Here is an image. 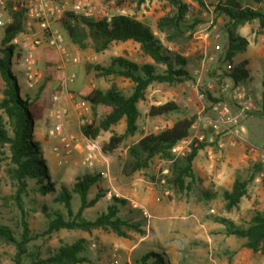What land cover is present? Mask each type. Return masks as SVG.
Instances as JSON below:
<instances>
[{
	"label": "rangeland",
	"instance_id": "374dc122",
	"mask_svg": "<svg viewBox=\"0 0 264 264\" xmlns=\"http://www.w3.org/2000/svg\"><path fill=\"white\" fill-rule=\"evenodd\" d=\"M205 1L210 6L208 11H203L196 0H185L190 6V16L202 15L201 19L204 21L186 44L185 55L190 61L188 67L193 81L177 86L156 83L149 87L146 100L139 104V132L127 138L114 154L103 151V146L112 133H104L92 141L81 132L84 124L93 121L91 107L81 95L94 89L108 90L113 85L129 95L133 88L130 80L116 77L104 79L95 71L89 70L88 66H108L114 58L119 57L139 65L153 64L139 44L116 43L108 50L98 53L90 42L86 49H81L58 27V22H53L52 27L59 29L68 52L78 57L79 63L63 64L55 49L43 47L37 54L43 80L34 87H30L25 80L23 67L14 66L13 71L24 91L35 96L40 87L45 86L40 100L31 107L35 116L33 135L40 142L50 182L55 185L56 192L45 198L38 197L36 207L39 210L32 214L30 220L32 231L41 233L46 228L47 220L40 206L47 203L51 207L60 208L59 204H52L60 186L65 185L71 190L79 178L88 174H99L102 180L99 187H93L90 199L96 196L98 188L103 190L105 196L97 205L84 212L85 218L94 219L104 212L115 196L129 202L123 215L136 216L135 220L144 224V234L132 233L129 238L103 230L93 231L92 234L63 230L50 239L34 242L43 256H48L49 252L58 249L63 243L71 244L85 238L92 243L90 250L94 264H135L147 252L162 254L170 264H264L263 255L245 248V240L227 236L225 227L215 221V218H225L237 225L247 226L255 212H264V36L259 33L257 22L246 24L238 30L249 41L246 53L235 59V65L247 62L250 73L249 81L244 85L252 98L253 107L246 109L232 98L234 85L228 77H221L222 72L217 67L221 52H215V46H223V21H216L212 14L211 6L216 0ZM78 2H83L92 9L91 18L95 20L116 14L133 16L147 23L165 46L171 48L164 36L158 33L156 26L162 17L173 13V8L165 0H147L141 5L138 0H125L122 5L118 0H62L59 3L60 10L62 13L74 12V5ZM212 56L214 60L210 59ZM66 74L74 75L75 80L65 87L63 84ZM2 90L3 82L0 79V99ZM207 94L219 102H210ZM56 95L60 97L57 102L54 101ZM168 102L177 103L181 108L180 113L161 118L149 116L153 106ZM219 104L227 106L229 114L225 119L227 123L222 124L216 133L213 125L219 120V115L214 107ZM55 110L66 112L62 120V136L68 137L72 143L70 153L62 149L59 136L51 134L59 123L53 116ZM255 111L258 113H254ZM185 117L195 119L197 130L193 129L191 135L206 128L209 138L213 140V143L209 142L200 151L195 161L194 169L200 181H197L192 191L179 194L167 185L173 160L156 158L148 170L125 173L124 167L129 159L131 146L145 135L169 128ZM114 132L124 134L125 124L114 128ZM184 152L188 154L185 149ZM177 156L175 148L174 157ZM5 162L0 160V222L18 232L17 213L4 201L13 192L11 182L4 173ZM255 164H262L263 167L250 184L248 196L238 208L227 212L221 198L222 191L231 190L238 177L249 179ZM204 192L217 193L218 196L207 200L203 196ZM79 207L80 200L75 195L74 211L77 212ZM14 254L13 247L0 244V264H15Z\"/></svg>",
	"mask_w": 264,
	"mask_h": 264
},
{
	"label": "trees",
	"instance_id": "16d2710c",
	"mask_svg": "<svg viewBox=\"0 0 264 264\" xmlns=\"http://www.w3.org/2000/svg\"><path fill=\"white\" fill-rule=\"evenodd\" d=\"M119 4L125 0H118ZM147 0H138L144 4ZM173 8V13L162 17L157 23V31L163 35L171 48L157 36L152 28L130 15L116 14L95 20L90 17L65 12L58 21V27L64 30L71 41L81 49L92 43L96 52L102 53L113 44L134 42L140 45L142 52L152 59L153 64L139 65L123 57L114 58L108 66L89 65L99 77L124 78L133 84L132 91L125 95L116 85L108 90L94 89L81 98L92 110V123L84 124L81 132L89 140H96L104 133H112L109 141L104 144L106 154H114L127 138L139 132V104L146 100V93L153 84L177 86L193 81L189 70V58L186 57V44L192 34L204 22L201 16H190V6L185 0H165ZM203 11L209 10L205 0H196ZM212 14L217 21H223L222 32L225 35L218 69L221 77L231 79L234 86L249 81L250 73L247 62L235 65L237 56L246 53L249 41L238 33L240 27L254 22L258 23L259 33L264 36V0H216ZM8 13L13 17V24L8 26L0 38V77L3 82L2 98L0 99V160L6 161L4 173L12 185L13 192L4 199L17 213L18 225L16 232L10 226L0 222V244L11 246L15 250V264H94L91 257V241L80 238L69 244L63 243L58 249L43 256L34 242L50 239L56 233L66 231H82L92 234L103 230L112 232L119 237L129 238L130 234H144L143 222L129 217L125 213L129 202L113 196L106 210L94 219L84 217V212L97 205L105 196L102 189L93 199L90 194L93 187H99L101 175H86L78 179L69 190L61 185L52 204L60 208L42 204L41 211L47 222L41 233L31 229V217L39 208L36 207L38 197L53 195L55 185L50 182L46 161L42 156L40 142L33 132L35 116L31 107L37 103L45 88L40 87L33 96L24 91L13 68H19V56L13 41L25 30L26 9L23 2L8 0ZM229 66H232L229 69ZM207 99L216 103L207 94ZM181 108L175 102L153 106L149 112L152 118H161L180 113ZM254 113H258L255 111ZM125 124V133L117 134L114 128ZM195 119L185 117L177 120L171 127L156 133L145 135L129 149V159L124 167L125 173L133 174L150 169L156 158L173 160L167 185L179 194L192 191L199 177L195 173L194 164L200 153L209 145L208 142L193 148L190 153L178 159L174 157V149L191 136ZM216 146V142H214ZM262 164H255L251 176L245 180L238 177L231 190H223L221 198L227 212L238 208L249 194V186L262 171ZM80 200L77 212L73 208L74 196ZM207 200L215 199L218 194L204 192ZM132 214V212H130ZM225 227V234L239 240H245L244 247L264 256V212H255L247 226H240L225 218H215ZM128 264V263H126ZM135 264H170L162 255L147 252Z\"/></svg>",
	"mask_w": 264,
	"mask_h": 264
},
{
	"label": "built area",
	"instance_id": "2783aa9c",
	"mask_svg": "<svg viewBox=\"0 0 264 264\" xmlns=\"http://www.w3.org/2000/svg\"><path fill=\"white\" fill-rule=\"evenodd\" d=\"M23 2L26 9V23L25 30L13 41L16 45L17 55L19 56V67L20 65L24 69L25 80L30 87H34L43 80V72L38 67L37 54L45 46L55 49L61 56L63 64H74L79 63V58L72 56L65 44V39L59 29L52 27L53 22H58L62 15L59 3L62 0H15ZM8 0H0V34L8 26L13 24V17L8 13L7 10ZM74 13L85 17L92 16V9L84 4L78 2L74 5ZM215 52H221L222 48L220 45L215 46ZM214 60V56L210 58ZM232 66H229L231 69ZM74 75L66 74L64 78V86L74 82ZM65 86V87H66ZM211 88V86H209ZM231 96L234 100L243 105L246 109L253 107L252 98L248 94L247 87L244 84H240L232 87ZM59 95L54 97V101L59 100ZM215 112L219 115V120L213 125L214 132L218 133L220 126L226 124V118L229 114L227 106L218 105L214 107ZM66 112L61 110L54 111V118L59 123L52 130V135L59 136L62 149L67 153L71 152L72 143L68 137L62 136V120L65 117ZM232 123V121H231ZM234 123L237 121L234 120ZM193 129L197 130L194 125ZM205 129L198 130L195 134L188 137L186 140L181 142L176 150L178 151V157L185 156L184 149L190 153L193 148L200 147L206 142L213 143V140L209 138L208 131ZM93 141V140H92ZM91 159V155H89ZM117 264V263H116Z\"/></svg>",
	"mask_w": 264,
	"mask_h": 264
},
{
	"label": "crops",
	"instance_id": "0c3cea01",
	"mask_svg": "<svg viewBox=\"0 0 264 264\" xmlns=\"http://www.w3.org/2000/svg\"><path fill=\"white\" fill-rule=\"evenodd\" d=\"M39 55H40V53H39ZM41 55H42V54H41ZM41 55H40V56H41ZM0 79H1V77H0Z\"/></svg>",
	"mask_w": 264,
	"mask_h": 264
}]
</instances>
